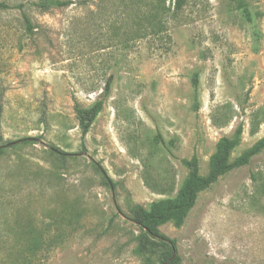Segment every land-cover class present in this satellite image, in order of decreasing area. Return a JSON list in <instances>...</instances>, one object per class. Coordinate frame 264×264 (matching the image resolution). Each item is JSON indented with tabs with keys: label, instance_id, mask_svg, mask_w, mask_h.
I'll list each match as a JSON object with an SVG mask.
<instances>
[{
	"label": "rangeland",
	"instance_id": "1",
	"mask_svg": "<svg viewBox=\"0 0 264 264\" xmlns=\"http://www.w3.org/2000/svg\"><path fill=\"white\" fill-rule=\"evenodd\" d=\"M172 1L154 34V0H0V264H158L130 209L174 198L182 159L206 176L223 138L247 161L154 229L178 264H264V0Z\"/></svg>",
	"mask_w": 264,
	"mask_h": 264
},
{
	"label": "trees",
	"instance_id": "2",
	"mask_svg": "<svg viewBox=\"0 0 264 264\" xmlns=\"http://www.w3.org/2000/svg\"><path fill=\"white\" fill-rule=\"evenodd\" d=\"M155 6L160 10L159 12L150 15L151 24L155 22L154 34L163 31L162 16L165 7V0H154ZM186 0H173L172 8L174 11H179L185 4ZM60 4H65L64 2ZM9 6L0 2V8H7ZM242 8V7H241ZM147 15V13H144ZM149 15V14H148ZM28 22L27 19H24ZM198 74L194 72L191 77V87H192V98L193 103L197 102V90H198ZM111 80L107 79L102 90V93L88 109H82L75 106L76 117L78 124L81 129V134L84 135L91 123L101 111L105 99L109 95ZM27 138L21 139V141H26ZM264 144V139L261 141ZM17 143V141L7 142L5 145L9 146ZM234 146L233 139L223 138L220 145L218 146L217 152L213 158L212 165L206 176H200L198 174V160L195 155H193L189 160L182 159V163L189 168V172L183 179L177 194L172 199L157 200L150 203L148 209H145L139 205H134L130 209V217L132 220L137 222L139 228L145 233V235L150 236L156 240L160 245L165 246L166 253L158 264H178L179 258L173 256L170 260L172 251L175 252V241L169 240L166 237L157 233L154 226L159 223H163L167 220H173L176 226L183 223L188 211L192 208L195 203L197 193L205 188H208L218 176L224 174L225 172L231 170L232 168L238 167L247 161V155L236 161H229V152ZM60 155L65 156L67 153L58 152ZM98 171L101 172L98 166H95ZM103 175L104 173L101 172ZM103 182L112 185V183L105 178L103 175Z\"/></svg>",
	"mask_w": 264,
	"mask_h": 264
},
{
	"label": "water",
	"instance_id": "3",
	"mask_svg": "<svg viewBox=\"0 0 264 264\" xmlns=\"http://www.w3.org/2000/svg\"><path fill=\"white\" fill-rule=\"evenodd\" d=\"M175 252L174 250L172 251L171 257L169 258V260L174 256Z\"/></svg>",
	"mask_w": 264,
	"mask_h": 264
}]
</instances>
